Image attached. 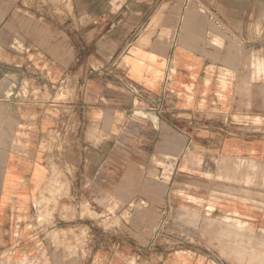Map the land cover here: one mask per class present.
<instances>
[{"label":"crops","instance_id":"1","mask_svg":"<svg viewBox=\"0 0 264 264\" xmlns=\"http://www.w3.org/2000/svg\"><path fill=\"white\" fill-rule=\"evenodd\" d=\"M0 264H264V0H0Z\"/></svg>","mask_w":264,"mask_h":264},{"label":"rangeland","instance_id":"2","mask_svg":"<svg viewBox=\"0 0 264 264\" xmlns=\"http://www.w3.org/2000/svg\"><path fill=\"white\" fill-rule=\"evenodd\" d=\"M32 96H36L37 97V94L32 95ZM38 209H40V208L38 207ZM49 242L51 243V245H53L52 249H54L55 248V246H54V240L53 239L52 240H49Z\"/></svg>","mask_w":264,"mask_h":264}]
</instances>
